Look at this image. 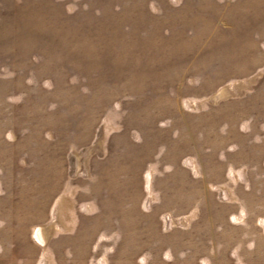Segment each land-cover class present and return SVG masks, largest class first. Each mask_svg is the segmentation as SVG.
I'll return each instance as SVG.
<instances>
[{
  "label": "rangeland",
  "instance_id": "obj_1",
  "mask_svg": "<svg viewBox=\"0 0 264 264\" xmlns=\"http://www.w3.org/2000/svg\"><path fill=\"white\" fill-rule=\"evenodd\" d=\"M0 264H264V0H0Z\"/></svg>",
  "mask_w": 264,
  "mask_h": 264
}]
</instances>
